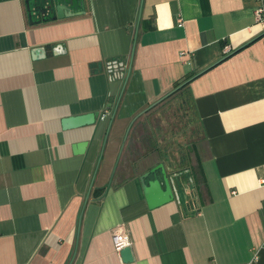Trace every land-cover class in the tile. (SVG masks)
Listing matches in <instances>:
<instances>
[{
	"label": "crops",
	"instance_id": "obj_1",
	"mask_svg": "<svg viewBox=\"0 0 264 264\" xmlns=\"http://www.w3.org/2000/svg\"><path fill=\"white\" fill-rule=\"evenodd\" d=\"M259 4L0 0V264H264ZM185 80L183 162L157 115Z\"/></svg>",
	"mask_w": 264,
	"mask_h": 264
},
{
	"label": "rangeland",
	"instance_id": "obj_2",
	"mask_svg": "<svg viewBox=\"0 0 264 264\" xmlns=\"http://www.w3.org/2000/svg\"><path fill=\"white\" fill-rule=\"evenodd\" d=\"M182 98L180 92L170 96L166 102L159 105L160 110L157 117L161 120L160 122L158 119L164 134L162 138L163 148L173 157L176 156L177 158L181 154L184 162L188 152L193 151L192 143L195 140V134L190 112L181 105ZM185 165L187 164L185 163Z\"/></svg>",
	"mask_w": 264,
	"mask_h": 264
},
{
	"label": "water",
	"instance_id": "obj_3",
	"mask_svg": "<svg viewBox=\"0 0 264 264\" xmlns=\"http://www.w3.org/2000/svg\"><path fill=\"white\" fill-rule=\"evenodd\" d=\"M25 3H26V6H27V9H28V12L30 14L33 11L32 9H35V10L36 9H39L38 11L39 12H42V14H43V12H47L48 10L49 11H53V10L55 11V10H57V12H58L59 11V8H60V0H25ZM55 16H57V14H55L53 17H55ZM159 168L163 172L164 178H165L167 184L169 185L168 186L169 188H170L171 184H173L176 181V179H177L178 182L181 181L182 178H179V177H182L181 173H175V175L173 177L169 176L166 173L167 171L165 169L164 164H162V162L157 163L155 165V168L154 169L157 170ZM184 172H186L187 174H189V180H190L189 182L192 185H194V181H193V178H192V175H191V169L188 167V168L185 169ZM182 182H183V179H182ZM170 191H171V195H172V190H170ZM120 255L122 256V258L124 260H127V261L132 260V254H131L130 246L123 247L120 250Z\"/></svg>",
	"mask_w": 264,
	"mask_h": 264
},
{
	"label": "built area",
	"instance_id": "obj_4",
	"mask_svg": "<svg viewBox=\"0 0 264 264\" xmlns=\"http://www.w3.org/2000/svg\"><path fill=\"white\" fill-rule=\"evenodd\" d=\"M257 1H261V0H257ZM254 15L257 21L264 22V7H262L261 4L257 5L256 8L254 9ZM178 20L181 21L180 18ZM119 67H121L122 69V64H120ZM106 111L107 110H104V113L101 115L102 118L107 114ZM112 240H113L114 248L118 253L123 247L129 246L131 243L129 234L121 228L113 232Z\"/></svg>",
	"mask_w": 264,
	"mask_h": 264
},
{
	"label": "trees",
	"instance_id": "obj_5",
	"mask_svg": "<svg viewBox=\"0 0 264 264\" xmlns=\"http://www.w3.org/2000/svg\"><path fill=\"white\" fill-rule=\"evenodd\" d=\"M178 85H180L174 92L175 93H178V92H180V94H182V90H183V88L187 85V80H185V81H183L182 82V84H180V82H177L176 84H175V86H178ZM182 103H181V105H183V106H186V108L188 109V112H191L189 109H190V107H191V104L188 102L187 103V101H186V99H185V97H184V95L182 94ZM192 109V108H191ZM192 147L195 149V147H196V141L194 140L193 141V144H192ZM190 163V162H189ZM190 169H191V171H193V170H195V165H190V167H189Z\"/></svg>",
	"mask_w": 264,
	"mask_h": 264
}]
</instances>
